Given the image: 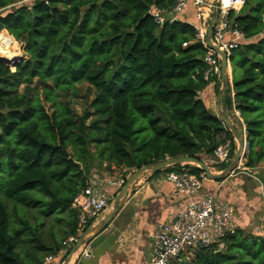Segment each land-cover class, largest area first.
Listing matches in <instances>:
<instances>
[{"label": "trees", "instance_id": "16d2710c", "mask_svg": "<svg viewBox=\"0 0 264 264\" xmlns=\"http://www.w3.org/2000/svg\"><path fill=\"white\" fill-rule=\"evenodd\" d=\"M174 2L0 0V33L24 50L17 64L0 60V264H43L49 255L62 261L61 244L77 225L71 203L92 168L105 164L111 174L112 167L139 170L167 158L203 162L224 140L233 158L232 134L198 95L216 78L203 79L206 50L195 40L193 9L161 25L151 16ZM263 16L264 0L229 12L243 40L228 61L245 126L244 167L262 166L264 196ZM81 91L78 113L72 100ZM225 93L231 108L229 88ZM35 209L56 213L47 241L42 224L26 218ZM222 244L174 264H264V234L237 228Z\"/></svg>", "mask_w": 264, "mask_h": 264}, {"label": "built area", "instance_id": "2783aa9c", "mask_svg": "<svg viewBox=\"0 0 264 264\" xmlns=\"http://www.w3.org/2000/svg\"><path fill=\"white\" fill-rule=\"evenodd\" d=\"M246 0H227V6L222 1L217 3V21L213 27L212 44L223 52L227 59L231 50L240 46L243 35L237 26L229 20L230 11L238 13ZM192 8L195 25V40L206 50L203 62L207 66L204 71L205 81L215 77L220 80V57L208 47L206 34L212 16L211 2L208 0H175L169 12H153L154 21L161 25L167 20L165 15L184 14ZM187 44H183L186 47ZM234 113L237 115L236 111ZM231 141L224 140L212 155L215 164L229 163ZM168 167L165 179L170 183L181 202V207L172 220L159 223L155 226L151 235L152 250L150 260L146 264H174L182 258L188 261L199 247L216 246L223 247L222 240L227 234L233 233L236 227L235 208L228 204L218 202L216 196H200L202 182L206 180L204 174H193L190 165H176ZM103 172L102 174L91 173L87 185L76 194L71 203V209L76 214V231L61 244L62 261L55 256H47L43 264H61L78 240L87 234V229L105 215L112 198L109 191H115L116 195L126 184L130 176L135 172L127 168L121 169L118 174ZM105 173V174H104ZM264 224V223H263ZM264 227V225H263ZM84 257H88L83 252Z\"/></svg>", "mask_w": 264, "mask_h": 264}, {"label": "crops", "instance_id": "0c3cea01", "mask_svg": "<svg viewBox=\"0 0 264 264\" xmlns=\"http://www.w3.org/2000/svg\"><path fill=\"white\" fill-rule=\"evenodd\" d=\"M208 1L211 2V0ZM190 15L189 18H193ZM165 16L173 21L177 18L173 15ZM187 22L192 23L191 19ZM227 80V89L229 88L232 107H228V100H226V93H224L221 110L245 143V126L239 112L234 107L232 69L230 65L227 67ZM220 87L221 81L215 79L198 94L200 99L205 101L210 111L216 116L217 96ZM202 159L203 163L209 166L212 173L217 174L220 172L216 168L217 164L213 163L212 157L203 155ZM262 170L261 165L255 169L245 168L243 159L239 169L232 175L218 181L204 180L200 196H216L219 203L233 206L237 214L236 227L246 231L247 219L240 215L246 211L245 208H253L256 205L260 213L259 218L262 217L264 210L263 190L258 179ZM152 175L146 174L134 183L114 220L109 222L106 228L94 237L89 244L79 249L69 264H146L150 260L151 235L155 226L172 220L181 207V202L173 186L165 179L166 171L155 176ZM250 178L258 180L260 185L257 186L255 182H249ZM113 193L114 191H109V194L114 195ZM251 210L247 212L250 213ZM252 212L255 214L256 211L252 210ZM253 222L254 219L250 223ZM83 252H86L88 257H84Z\"/></svg>", "mask_w": 264, "mask_h": 264}, {"label": "water", "instance_id": "95a60500", "mask_svg": "<svg viewBox=\"0 0 264 264\" xmlns=\"http://www.w3.org/2000/svg\"><path fill=\"white\" fill-rule=\"evenodd\" d=\"M219 0H211V7H212V16L211 21L209 23L207 34H206V40L208 47L212 50H214L220 57V81H221V87L218 92L217 96V118L218 120L224 125L225 129L229 131L232 134V137L234 141L236 142V151L235 155L233 156L232 160L229 162V165L222 171L218 172L217 174H214L211 172L209 166H207L205 163L197 161L194 158L189 157H176V158H167L164 161L157 162L155 164L145 166L140 168L139 170H136L130 178L127 180L126 184L123 186V188L116 194L113 202H112V208L111 210L105 214L102 219L94 226L92 227L89 232L86 234V236L80 238L78 242L75 244V246L72 248L70 253L67 255L65 260L62 264H69L73 258V256L81 249L83 246H86L90 243V241L100 234V232L106 228V226L109 224V221H111L120 210L121 205L124 202V199L126 195L129 193L131 188L133 187L134 183L142 176L146 174H153L156 172H160L165 170L168 167L176 166V165H192L194 167H197L200 169L206 180L208 181H218L220 179L226 178L230 175H232L237 169H239V165L241 164L242 160L245 156V150H246V143H244L241 138L238 136L235 128L231 125V123L225 118L222 110H221V102H222V96L227 90L228 86V80H227V67L230 65L226 55L221 52L218 48H216L211 41L212 31L213 27L217 21V3ZM4 62V60H2ZM7 65V62H4ZM249 182H255L257 186H259V181L250 178Z\"/></svg>", "mask_w": 264, "mask_h": 264}, {"label": "rangeland", "instance_id": "374dc122", "mask_svg": "<svg viewBox=\"0 0 264 264\" xmlns=\"http://www.w3.org/2000/svg\"><path fill=\"white\" fill-rule=\"evenodd\" d=\"M192 19V18H191ZM173 22V21H172ZM171 23V22H170ZM1 36H3V37H10L11 39H12V41L14 42V45H15V48H16V51H17V53H16V57L15 58H17L18 59V61L16 62V64L18 63V62H20L22 59H23V57H24V50H23V45L22 44H20V43H18V42H16L11 36H9L8 35V33L7 32H5V31H1V33H0V37ZM19 53V54H18ZM2 59V58H1ZM15 64V65H16ZM15 65H14V67H15ZM14 67H11L10 66V68L12 69V70H14ZM86 85H83L82 87H85ZM81 90V89H80ZM83 90V89H82ZM82 94H84V91H81V92H79V98L77 97V98H74L73 100H72V103H73V106H74V108H75V110L78 112V113H80L81 112V110H82V108H83V104H84V99L82 98ZM90 98V97H89ZM236 151V150H235ZM234 155H235V153H234ZM233 155V156H234ZM106 163V162H105ZM214 163V162H213ZM215 164V163H214ZM218 165H220V164H218ZM228 165H229V163H228ZM190 166H192V165H190ZM217 166V165H216ZM103 168L105 167V164H103V166H102ZM103 168H100L101 170H98L97 171V168L95 167V168H92L91 169V172H90V174L92 173H95V171H97L98 173H103ZM105 169V168H104ZM121 169H124V168H114V167H112V170H116V171H113V172H116L115 174H118V173H120L119 171L121 170ZM134 171H136V170H134ZM167 172V171H166ZM105 174V173H104ZM116 193V190L114 191V193L113 194H115ZM108 196L110 197V198H112L111 199V201H110V203H109V206H108V210H107V212L105 213V214H107L110 210H111V208H112V202H113V200H114V198H115V196L116 195H111V194H109L108 193ZM38 209V208H37ZM255 210L256 212H255V214H253V212H252V210ZM245 212H243V213H241L240 215H243V218H246L247 219V222H248V225H247V227H246V229L248 230H246L247 232H252V233H254L255 235H257V234H264L263 232H264V227H263V223H264V221H263V217H261V218H259V216H260V213H259V211H258V208H256V205H254L253 206V208H245ZM248 210H251L250 211V213H248L247 211ZM36 209L35 210H33L32 212L31 211H26V216H28V217H26L27 219H28V221H29V223L30 224H34V223H41L42 225L39 227V229H38V231L40 232V234H41V237L43 238V239H46V241L47 240H49V238H48V235L53 231L54 232V227H55V224H54V222L52 221V219L54 218V217H56V213L55 212H53V211H49V212H47V215H38L37 213H36ZM119 212V211H118ZM118 214V213H117ZM37 217V221H35L34 220V217ZM57 216H59L58 214H57ZM62 217H65V215H61ZM236 216H237V214H236ZM254 219V222L253 223H250L252 220ZM114 220V218L111 220V221H109V222H112ZM100 221V220H99ZM99 221H97L96 223H94L93 224V226H91L90 228H89V230L92 228V227H94ZM217 249H219V250H222V248L221 247H217ZM63 263V262H62ZM61 263V264H62Z\"/></svg>", "mask_w": 264, "mask_h": 264}, {"label": "bare ground", "instance_id": "6f19581e", "mask_svg": "<svg viewBox=\"0 0 264 264\" xmlns=\"http://www.w3.org/2000/svg\"><path fill=\"white\" fill-rule=\"evenodd\" d=\"M223 6H227V0H221ZM16 48L14 45V42L10 37H0V60H4V62H7V65L9 66L15 61H18L16 57ZM19 54V53H18ZM2 58V59H1ZM14 67V64L13 66Z\"/></svg>", "mask_w": 264, "mask_h": 264}]
</instances>
